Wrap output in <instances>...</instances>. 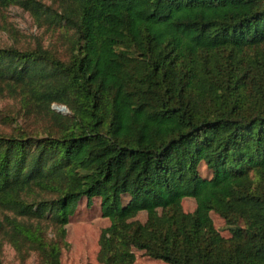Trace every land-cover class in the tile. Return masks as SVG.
<instances>
[{"label": "trees", "instance_id": "obj_1", "mask_svg": "<svg viewBox=\"0 0 264 264\" xmlns=\"http://www.w3.org/2000/svg\"><path fill=\"white\" fill-rule=\"evenodd\" d=\"M56 1L0 0L73 30L67 59L0 53V74L25 82L48 121L0 137V206L26 218L9 223L55 231L37 234L40 264H61L83 196L109 219L101 264H134L135 249L168 264H264V0Z\"/></svg>", "mask_w": 264, "mask_h": 264}, {"label": "rangeland", "instance_id": "obj_2", "mask_svg": "<svg viewBox=\"0 0 264 264\" xmlns=\"http://www.w3.org/2000/svg\"><path fill=\"white\" fill-rule=\"evenodd\" d=\"M40 1L51 5V9L59 10V3L56 0ZM39 16L36 17L30 10L18 4H0V53L4 47L22 50L41 46L57 57L67 59L73 30L62 24L48 23L44 12ZM26 85L25 82H18L8 75L0 74V137L10 139L41 135L47 130V118L37 112L28 92L21 89ZM62 104L53 102L52 106ZM200 171L205 176L209 175L204 164L200 166ZM182 205L184 210L190 211L194 208L195 201L191 197H186L183 198ZM6 216H14L17 219L15 222L18 223H23L26 219L0 206V264H40L41 246L37 234L40 233L47 241L54 239L55 231L52 229L51 221L40 219L44 230L39 224H35L37 227L32 228L33 233L29 235L20 224L15 226L14 223L10 224ZM136 217L143 220L145 212H139ZM211 217L220 233L229 236L223 218L214 212H211ZM29 222L34 224L35 220L31 219ZM108 224L109 219L102 216L100 211V197H92L90 203L85 196L81 197L65 225L66 233L60 245L61 264L86 262L101 264L97 260L98 238L100 230ZM134 264L168 263L151 258L142 250L135 249Z\"/></svg>", "mask_w": 264, "mask_h": 264}, {"label": "water", "instance_id": "obj_3", "mask_svg": "<svg viewBox=\"0 0 264 264\" xmlns=\"http://www.w3.org/2000/svg\"><path fill=\"white\" fill-rule=\"evenodd\" d=\"M52 107L57 109V110H59V111H61V112H64V113L67 112V106L64 105V104H62L61 106L53 105Z\"/></svg>", "mask_w": 264, "mask_h": 264}]
</instances>
